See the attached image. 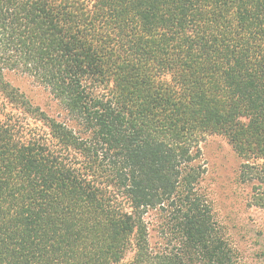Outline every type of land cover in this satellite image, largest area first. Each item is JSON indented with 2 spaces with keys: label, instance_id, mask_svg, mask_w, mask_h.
<instances>
[{
  "label": "trees",
  "instance_id": "trees-1",
  "mask_svg": "<svg viewBox=\"0 0 264 264\" xmlns=\"http://www.w3.org/2000/svg\"><path fill=\"white\" fill-rule=\"evenodd\" d=\"M202 134L264 175V0H0V264H235L200 189Z\"/></svg>",
  "mask_w": 264,
  "mask_h": 264
},
{
  "label": "rangeland",
  "instance_id": "rangeland-1",
  "mask_svg": "<svg viewBox=\"0 0 264 264\" xmlns=\"http://www.w3.org/2000/svg\"><path fill=\"white\" fill-rule=\"evenodd\" d=\"M5 79L32 106L56 120L65 117L49 91L30 76L10 71L5 73ZM18 111L13 112L26 127L47 132L40 121ZM197 147L196 163L203 170L200 189L210 203L215 225L234 254L235 264H264V207L257 204L264 202V175L242 176V159L223 135L202 134ZM250 165L257 167L255 171L263 167L262 160H253ZM161 217L155 210L145 216L154 245L162 241Z\"/></svg>",
  "mask_w": 264,
  "mask_h": 264
}]
</instances>
